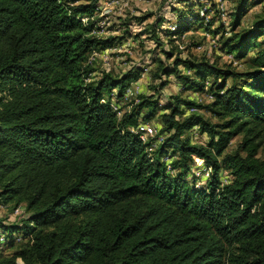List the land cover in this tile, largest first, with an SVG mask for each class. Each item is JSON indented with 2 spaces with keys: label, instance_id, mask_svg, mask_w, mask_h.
I'll list each match as a JSON object with an SVG mask.
<instances>
[{
  "label": "trees",
  "instance_id": "1",
  "mask_svg": "<svg viewBox=\"0 0 264 264\" xmlns=\"http://www.w3.org/2000/svg\"><path fill=\"white\" fill-rule=\"evenodd\" d=\"M99 1L0 0V206L25 216L0 219V264H264V15L236 31L263 0H233L222 41L241 58L256 49L245 72L179 57L173 39L204 21L192 9L197 0H184L187 12L174 9L177 29L166 33L170 49L153 59L154 89L172 76L183 92H202L212 77V100L172 96L161 112L139 94L121 116L111 94L124 102L141 67L91 77L89 55L113 40L91 33ZM184 106H204L218 121L182 117ZM143 110L144 121L161 123L151 155L152 139L138 127ZM194 126L206 144L186 135ZM201 169L209 173L197 186Z\"/></svg>",
  "mask_w": 264,
  "mask_h": 264
},
{
  "label": "rangeland",
  "instance_id": "2",
  "mask_svg": "<svg viewBox=\"0 0 264 264\" xmlns=\"http://www.w3.org/2000/svg\"><path fill=\"white\" fill-rule=\"evenodd\" d=\"M196 2L197 6L194 4L192 9H194V13L203 16L204 21L201 24L195 21L190 30L182 36L173 39V45L177 46L175 52L178 53L179 51V57L199 61L208 60L224 71L232 69L235 72H245L250 69L248 67V59L253 57L256 49H252L246 56L241 58L237 54L228 53L222 47L223 38L231 35V14L234 12L235 2L233 0H197ZM187 6L188 3L184 2V0L99 1L91 18L93 21L91 33L101 39H108L112 36L113 40H111V45L92 51L89 55L88 62L94 68L91 77L97 79L102 71L120 74L126 72L133 65L141 67L140 78L131 83L130 88L126 89V102L125 100V103L122 102L121 104L114 102L119 107L118 109L129 111L138 102L137 95L139 94H145L157 99L161 112L166 111L165 105L171 101L170 97L172 96H179L180 98L193 101L196 105H206L212 100L208 91L210 84L213 82L212 77L206 80V87L202 92H183L172 76L167 78L168 84L163 89L158 91L154 89V85L159 84L160 81L153 79L152 73L155 67L153 59L160 54V50L170 49L166 33L177 29L178 18L174 9H182L187 12ZM206 7L210 10L205 13ZM254 13L264 15V0L261 4L252 5L248 8L246 15L240 22V26L236 27V31L241 28H248L251 25ZM157 22H160V24L157 25ZM151 25L156 26L152 28ZM215 29H218V33H214ZM152 31L157 33L159 43L152 39ZM260 39L262 41L263 38ZM218 81H221V79ZM226 83L231 85L233 79L231 77L227 78ZM215 87L213 86V89ZM185 107L182 108V117H187L192 112H195L211 122L218 121L204 106ZM144 115L145 112L143 110L139 114V123L146 124H139L138 127L145 140L147 138L152 139L151 148H148V153L151 155L157 145L163 141V138L158 135L161 123H159L155 115L153 119L144 121ZM186 135H189L195 143L206 144L208 141V136L205 133H200L195 126ZM240 140V135L233 137L226 150L234 149ZM258 156L264 158V141L258 149ZM163 159L167 165L172 161V157L165 156ZM208 173V171L203 169L196 171L197 186L204 185L205 176ZM220 173L221 182L226 183L230 180L231 177L227 170L222 169ZM21 209L10 212L8 207L0 206V219L5 223H15L25 217L23 209ZM17 262L21 264L20 259H17Z\"/></svg>",
  "mask_w": 264,
  "mask_h": 264
},
{
  "label": "built area",
  "instance_id": "3",
  "mask_svg": "<svg viewBox=\"0 0 264 264\" xmlns=\"http://www.w3.org/2000/svg\"><path fill=\"white\" fill-rule=\"evenodd\" d=\"M81 20H82L83 22H85V21L87 20V18H86V17H85V18L83 17V18H81ZM124 95L126 96V93H124ZM111 96H112V97H111V106L117 111V115H118V116H121V114H122L123 112H122L120 109H118L119 107H117V105H115V103H114V102H115V98H114V97H115V93H112ZM104 100H105V99H102L101 101L104 102ZM139 124H146V123H139ZM139 124H138V125H139ZM159 136H160V138H163L162 135H159Z\"/></svg>",
  "mask_w": 264,
  "mask_h": 264
},
{
  "label": "bare ground",
  "instance_id": "4",
  "mask_svg": "<svg viewBox=\"0 0 264 264\" xmlns=\"http://www.w3.org/2000/svg\"><path fill=\"white\" fill-rule=\"evenodd\" d=\"M191 111H192V110H191ZM141 139H142V140H144V137H143V136H141ZM206 171H208V170H206ZM208 172H209V171H208Z\"/></svg>",
  "mask_w": 264,
  "mask_h": 264
}]
</instances>
